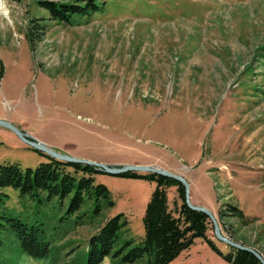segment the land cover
Listing matches in <instances>:
<instances>
[{
    "label": "rangeland",
    "instance_id": "rangeland-1",
    "mask_svg": "<svg viewBox=\"0 0 264 264\" xmlns=\"http://www.w3.org/2000/svg\"><path fill=\"white\" fill-rule=\"evenodd\" d=\"M38 1L0 0V119L67 156L181 175L190 203L217 210L222 234L264 259V0H92L102 8L70 24ZM46 161L0 126V165L24 173ZM91 176L72 208L67 195L0 185V264H85L91 237L115 215L117 238L98 264H151L146 253L123 257L140 245L155 181ZM165 191L172 210L175 185ZM225 205L243 218L220 219ZM11 218L38 228L43 255L21 249ZM232 249L210 222L166 264H228Z\"/></svg>",
    "mask_w": 264,
    "mask_h": 264
},
{
    "label": "trees",
    "instance_id": "trees-1",
    "mask_svg": "<svg viewBox=\"0 0 264 264\" xmlns=\"http://www.w3.org/2000/svg\"><path fill=\"white\" fill-rule=\"evenodd\" d=\"M38 3L47 11L49 16L57 17L69 24L72 19L71 15L88 14L92 10L102 8L101 2L97 3L92 0L85 2L74 0L71 3L39 0ZM47 160L40 162L33 170L26 169L24 173L14 164L0 165V185L13 184L19 186L21 192L46 189L48 196L54 194L60 197L69 196L70 208L79 206L84 200V195L89 196L91 193L89 189L92 186L90 182L93 180L91 175L99 171L90 165L64 162L51 157H48ZM76 171H80L82 174L77 178L75 185L72 173ZM119 176H142L155 181V186L150 193L141 218L143 236L140 245L130 248L129 253L123 257L124 259L132 261L146 253L151 264H166L180 250L187 247L194 237H205L210 221L204 213L186 206L183 186L179 182L155 173L141 175L138 172L128 171ZM169 184L175 185L176 198L180 201L177 206L174 205L172 210L167 207L165 191V187ZM93 192L96 196H108L106 187L101 183L93 185ZM174 203L175 200L173 199ZM225 207L227 212L220 209L218 211L220 219L230 218L232 215L243 218L236 206L225 205ZM6 220L10 221V227L16 234L19 245L24 252L32 256H41L46 252V242L39 235L38 228L34 226L28 228L13 218ZM119 226L121 223L118 222V215L107 218L103 222L91 237L93 250L89 253L85 264H98L102 255L108 252L116 240ZM229 237L234 240L239 239L244 243L242 238L234 236L230 232ZM224 257L228 264H261L252 253L241 249L233 248Z\"/></svg>",
    "mask_w": 264,
    "mask_h": 264
},
{
    "label": "water",
    "instance_id": "water-1",
    "mask_svg": "<svg viewBox=\"0 0 264 264\" xmlns=\"http://www.w3.org/2000/svg\"><path fill=\"white\" fill-rule=\"evenodd\" d=\"M0 126L10 128L12 131L16 133V135L29 147L38 150L42 153H44L46 156L52 157L57 160L69 162V163H80L85 165H90L95 167L100 172L108 173L111 175H120L122 173L132 171V172H140L145 171L149 173H155L162 176L170 177L177 182H179L183 186V192H184V203L187 207H189L192 210L200 211L204 213L209 221L212 224V235L219 241L224 242L225 244L231 246L235 249H241L246 250L250 253H252L261 264H264V259L251 247H248L247 245H242L230 237L223 235L222 232L219 229V226L215 220L214 215L204 206L201 205H194L191 204L189 201V194H188V183L185 180L184 177H182L179 174L173 173L171 171H168L166 169H163L161 167H154L148 164H123V165H108L105 163H100L92 160L87 159H81L76 157L67 156L65 154H61L56 152L51 147L46 146L42 141L34 139L29 137L26 134L21 133L19 130H17L14 126H12L10 123L0 119Z\"/></svg>",
    "mask_w": 264,
    "mask_h": 264
},
{
    "label": "crops",
    "instance_id": "crops-1",
    "mask_svg": "<svg viewBox=\"0 0 264 264\" xmlns=\"http://www.w3.org/2000/svg\"><path fill=\"white\" fill-rule=\"evenodd\" d=\"M200 205H203V206H205V205H204V204H202V203H201ZM205 207H206V206H205ZM216 211H217V210H216ZM216 211H214V212H212V213H215Z\"/></svg>",
    "mask_w": 264,
    "mask_h": 264
}]
</instances>
